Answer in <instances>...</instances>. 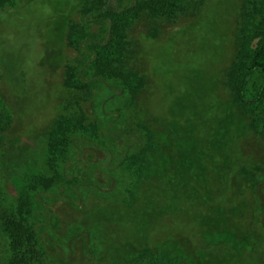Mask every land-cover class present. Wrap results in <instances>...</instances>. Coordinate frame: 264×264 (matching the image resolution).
<instances>
[{
	"label": "rangeland",
	"instance_id": "1",
	"mask_svg": "<svg viewBox=\"0 0 264 264\" xmlns=\"http://www.w3.org/2000/svg\"><path fill=\"white\" fill-rule=\"evenodd\" d=\"M84 1L20 0L0 16V264H126L145 249L160 264H264V104L241 106L228 79L241 0L136 21L131 42L142 27L159 31L136 41L131 68L145 87L119 120L107 112L96 142L73 138L59 178L51 129L82 111L96 119L89 92L66 86L78 56L63 33ZM19 77L21 96L9 83ZM8 219L24 227L25 249L12 248Z\"/></svg>",
	"mask_w": 264,
	"mask_h": 264
},
{
	"label": "trees",
	"instance_id": "2",
	"mask_svg": "<svg viewBox=\"0 0 264 264\" xmlns=\"http://www.w3.org/2000/svg\"><path fill=\"white\" fill-rule=\"evenodd\" d=\"M19 1L0 0V16L11 18ZM207 2L208 0H129L126 3L124 0H85L79 6L81 20H68L63 33L66 46L74 48L78 56L74 65L68 67L66 86L89 92V101H93L96 119L90 121L82 111L77 125H70L67 119L62 118L51 129L49 142L53 143L58 152L61 150L53 165L59 178L63 176L61 170L69 160L67 156L75 148L73 138L83 133L85 140L96 142L101 123L107 122V112L115 111L116 121L119 120L123 109H131L137 93L145 87L144 79L131 68L137 50L136 41L140 34L145 38L148 34L155 37L159 31L155 25L150 30L142 27V31L135 36L137 39L131 42L127 32L133 24L142 16L149 17L157 25L160 22H176L180 17L200 15L211 9ZM75 14L70 16L75 19ZM233 17L239 23L236 43L231 38L232 44L237 46V56L228 79L234 89L236 102L241 106L264 104V0H241L238 13ZM9 83L13 84L16 94L23 95L22 78H15ZM15 86L19 88L17 91ZM116 96L127 97L131 104L112 107ZM109 129L108 138L114 141L117 134L112 132V128ZM119 129L121 131L124 128ZM142 135V141L147 142L149 136L143 129ZM3 143L8 144L6 140ZM111 150L116 152L115 149ZM125 154L134 155L132 149L125 151ZM38 188V184L34 186L35 190ZM4 227L12 248L25 249L27 233L25 235L24 227L9 219L5 221ZM32 235H41L36 225L32 228ZM126 264H160V258L155 250L145 249L139 256L127 260Z\"/></svg>",
	"mask_w": 264,
	"mask_h": 264
}]
</instances>
